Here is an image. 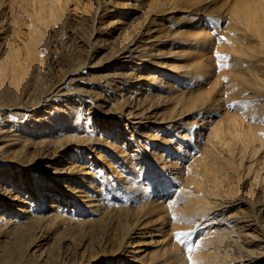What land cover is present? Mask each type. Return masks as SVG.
<instances>
[{
    "label": "rangeland",
    "instance_id": "374dc122",
    "mask_svg": "<svg viewBox=\"0 0 264 264\" xmlns=\"http://www.w3.org/2000/svg\"><path fill=\"white\" fill-rule=\"evenodd\" d=\"M134 5L130 0H0V139L17 143L7 147L0 142V185L21 200L26 194L23 186L30 182L26 178L32 176L45 197L62 206L66 211L62 214L70 218L39 234L32 249L28 245L34 237L26 238L22 249L31 250L28 254L34 264L42 263L52 249L61 254L59 264H84V246H92L99 254L106 252V257L96 258L99 263L90 260V264H125L128 251L134 252L131 243L140 239L129 238L133 235L118 227V222L101 230L102 226L92 223L98 215L75 211L64 200H56L55 195L69 196L62 195L50 180L74 179L75 183L83 175L99 179L101 173L111 180L103 178L106 185L100 192L107 197L104 208L109 206L110 212H127L134 205V199L124 194L126 201L120 203L119 193L128 192L125 180L150 187L153 193L147 198L158 199L171 216L181 211L190 214L182 228L174 221L167 226L170 238L173 233H188L181 237L183 244L166 253L168 259L175 254L169 264H264V0H170L158 18L161 27L154 36L164 40L169 34L170 43H180L182 36L200 31L196 23L201 20L205 28L201 32L208 33L214 44L207 51L208 71L186 72L182 78L187 67L199 63L198 57L191 58V47L178 44L159 49L167 54L163 61H169L173 70L184 66L180 76L156 66L160 70L155 74L164 75L165 91L162 99L155 96L143 117H152L151 124L165 127L140 126L147 135L160 129V139L169 138L180 147L176 153H160L173 167L169 174L163 168L166 171H160V179L152 177L148 163L140 157L138 141L145 146L144 138L111 107L121 97L133 106L139 103L140 96L132 92L142 83L138 80L143 68L132 61L121 65L118 51L130 43L126 35L118 37L120 32L106 29L108 23L120 20L115 28L133 27V39L144 41L150 25L143 17L144 7ZM116 37L120 40L113 41ZM181 52L186 54L176 55ZM169 54L174 58L169 59ZM120 72L128 76L127 85L108 86ZM172 89L178 93L174 95ZM139 119L136 124H142ZM84 156L88 158L82 164ZM65 161L74 164L73 174L67 173ZM57 166L59 171L54 173ZM127 166L140 168L141 174L129 180ZM159 166L157 170L165 165ZM111 199L118 203H109ZM8 201L7 212L0 214L11 217L9 209L19 204ZM110 228L116 230L115 236H108ZM118 244H125L126 249ZM139 249L141 257H150L156 250ZM197 249H204L206 255H198Z\"/></svg>",
    "mask_w": 264,
    "mask_h": 264
},
{
    "label": "bare ground",
    "instance_id": "6f19581e",
    "mask_svg": "<svg viewBox=\"0 0 264 264\" xmlns=\"http://www.w3.org/2000/svg\"><path fill=\"white\" fill-rule=\"evenodd\" d=\"M130 1L135 2L134 6H136V7L142 6L145 9V11H144L145 15L143 17H144L145 21H147L148 26L150 25V27L146 30V32H144V41H137V40L133 39V37L135 36V34H133V30H136L133 27H126V28L121 27L120 30H118V28H115L118 26V24H120L119 23V22H121L120 20H113L112 22L108 23L106 26V29L116 30L117 32H120L118 37H122L123 35H126L127 36V42L130 43V46L128 48H121V50L118 51L119 55H120V59H121V65L125 66V64L127 62L130 63V61H132V63H134V65L138 66V68H143L142 69L143 70L142 76L138 80L139 82H142V83L136 87L135 92H132V96L135 93H136L135 96H137V95L140 96L137 99L139 101V103L136 107V106L132 105V102H130L129 99L123 100V98L121 97V99H118L115 102V104L111 107H113V109L115 108V109L119 110L118 112L121 113V115H123L126 118L127 122L132 125V130L135 133H137V136H139L140 138H144L145 143H146L145 146L138 141V144L142 145V146H139V148H138V151H140L139 152L140 157H142L143 160L145 159V161L148 163L147 164L148 165L147 170L152 172V177L160 179V177H161L160 171H162V172L166 171L163 168L167 169L166 173H168V174L170 173V169L173 168L170 165V162L167 161L165 159V157L160 153L161 152L176 153L177 151H180V147H177V144L173 142L174 140L172 141L169 138L160 139L161 138L159 136V134L161 132L160 129L155 130V132L154 133L152 132V134H149V135L145 134L143 132L142 128L145 129V127H147L148 125H149L148 129L152 128L153 126H151V125H154V124H157L156 125L157 127L162 126V128H164L165 126H163V123L154 122L151 124L152 117H149V119H148V118H144L143 116H144L145 112L149 111V107L151 106L152 102H155V101H153L155 96H158L159 98L162 99V95L164 93L163 91H165L162 89V88H164L162 86V85H164V82H163L164 80L162 78V77H164V75L155 74L157 70H160L156 66H160L162 68V70H164V71H165V69H167V71H171V72L174 71V72H176L175 74H178L179 71H181L182 68H184V66H182L180 70H173L172 65H170L171 63H169V61H167L168 64L165 63L166 61H163L164 57H166L167 54H162L163 53L162 50H159V49H160V47L163 48L164 46H167V45H170L172 47V46H177L178 44L182 45L184 49L187 46L191 47V50L188 52H191L193 54V55H191V58L193 56L198 57L199 63L197 66H195L193 68L190 67V69H189L187 67V69L185 70V73L183 72V74L180 72L182 74L181 75V78H182V76L184 74H186V72L196 73V72H199L201 70H207L208 71V69L210 67V65H209L210 63L208 62L207 51L212 50L214 47V44H213V39H211V37H209L208 33H202L201 32V31L204 32L203 29H205L204 28V22L202 23L201 20H198L196 23L197 26L199 27L200 31L194 32L191 35L188 34V36H182L180 43H170L169 34H167V36H166V34L164 35V36H166V37H164L165 38L164 40H163V37L154 36L155 34L153 35V33L159 31V30H156V28L158 26H160L159 24H157L158 18L161 17L162 14L167 10L168 5L170 4V0H130ZM142 29H141V31H142ZM159 29H161V28H159ZM166 32H167V30H166ZM158 34H159V32H158ZM118 37H116L113 41H119L120 39H118ZM185 40H187V41H185ZM156 45H158L159 48L154 49V47ZM183 54H186V53L181 52L180 54H176V55H180V56L182 55L183 56ZM171 55L173 56V54L168 55L169 59H170ZM176 55H175V57H176ZM171 58H174V57H171ZM181 59H183V58H181ZM163 64H165V65H163ZM211 67H212V65H211ZM151 68H153V69H151ZM163 73L164 72H162V74ZM178 75L180 76V74H178ZM115 76L116 77L109 80L108 86L115 87V89H119L120 87L119 88H116V87H118L120 85H127L128 82H127L126 78L128 76H125V73L120 72V73L116 74ZM185 78H187V77H185ZM104 85H106V84H104ZM167 87H166V90L168 91L169 89H167ZM180 87H178V88H180ZM171 92H173L174 95L178 93V91L175 89H172ZM181 94H183V93L181 92ZM173 100L181 103L180 99L177 96H174ZM182 106H187V105H182ZM54 111H56V110H54ZM57 112H58V110H57ZM139 118H141V119H139ZM136 119H139L142 122V124H136ZM123 126H125V125L123 124ZM140 126H143V127L141 128ZM3 135H5V134H3ZM4 138L0 139V142H3V145L6 143L8 145L7 147H10L13 144H17V143H15V141L12 142V141H9L7 139L3 140ZM6 138H8V137H6ZM185 138H186V136L184 135L181 139L183 140ZM132 140L134 141V139H132ZM137 140H139V139H137ZM3 147L6 149L5 146H2V148ZM7 152H9V150L5 151L3 154H5ZM72 155H76V152H73ZM72 155H71V157H72ZM87 158H88L87 156L86 157L84 156L81 158L82 164L85 163L84 161L87 160ZM105 161L106 160H104V162ZM123 161L126 165L127 161L124 158H123ZM63 163L67 164V167H66L67 173H70V175H71V173L73 174L74 173V171H73V168H74L73 165L74 164L72 162H67V161H65ZM106 163H107V161H106ZM17 164L21 168L27 169L26 164H24L23 162L18 161ZM68 164H70V165H68ZM105 164H104V166L108 167ZM160 164H164L165 166L161 167L162 168L161 170H157L158 166ZM118 166H119V168L122 169V167H120V165H118ZM116 167L117 166L115 165V168ZM108 169H109V167H108ZM129 169H130V171L128 172L129 180H132L131 177L133 175L141 174L140 168H136V167L134 168L133 167V168H129ZM53 171H54V173L55 172L57 173L59 171V166L55 167ZM119 171H121V170L119 169ZM64 173L65 172L62 171L61 175H63ZM104 173L107 174V172H104ZM102 174H103V172H102ZM119 175H120V177L123 176L120 173H119ZM92 176H94V175H92ZM68 177H74V176H68ZM33 178L34 177H32V176L27 177L26 179H29V181H30L29 185H24V186L22 185L23 187H26V194L23 195V198H24V199L22 198L23 200L16 198V196H13V198H12V195H10V192L8 191L7 187L0 185V198H6V199L10 200L12 205H14V203L19 204L18 207L12 206V208L9 209L10 212L12 211L14 216L9 217L6 214H0V264H34L35 261L28 254L29 252H31V250L25 251L22 249L24 246V242H27L28 238L34 237V239L32 240V243L28 245V249L29 248L32 249V247L35 245V238L39 234L44 233L45 231L49 230L53 226H56L58 223L66 224L70 221L69 220L70 218L67 217L66 214H62V210H63L62 206L54 204L53 202L51 203V201H49V198L45 197V193L43 191L42 186L33 183L34 182ZM103 178L107 179V181L108 180L111 181L109 179V175H101V173L99 175V179L98 178L93 179V177H91V174L88 176L83 175L82 178H77V181L75 183H73L74 179L73 180L71 179L72 182H68L67 181L68 179H67V180H65L64 183L63 182H61V183L57 182V180H55L54 177H52L50 180L55 182V186H57L59 189H61L62 195L64 193H67V196H69V197L63 198L61 195H59V196L55 195L56 200L57 199L60 201L64 200L66 207L70 206L75 211L78 210V212H79V211H83V209H84V211L87 213V215L88 214L98 215L97 216L98 220L93 219L94 222H92V223H98V225L100 227L102 226L101 230L105 228V225L113 226L115 224V222H116V224L118 222V224H117L118 227L126 230V232L129 231L133 235V236H129V238H131V239L139 238L140 239V240H136L134 243H131L132 247H134V248H132V250H134V252L128 251L127 254L128 255L130 254L129 255L130 257H128L125 260V264H136V263L147 264V263H150L152 261H153V263L155 262V264H156V262H157V264L172 263V261L175 258V254L170 259H168V255L166 253L169 251V249L171 247L177 248L179 246V241L175 238L174 233L171 236V238H170L171 234L168 236L167 233H168L169 229L167 228V226L169 227V223H171V221H174L176 227H178V225L180 224V228H182L185 219L189 218L190 214L187 213L186 211L185 212L181 211L179 213H172V216H171L168 211H166L165 209L162 208V205L160 202H158V199L154 198V199L149 200L147 198V197L151 196V193H153V191L151 190L150 187L146 188V187L142 186L140 181L139 182L138 181L129 182V181H125V180L123 181L124 182L123 184H124V186L125 185L128 186V188H126V189H128V192L126 193L125 191H123L122 194L119 193L118 197H120V199H121L120 203H122V201H123L122 199H124L126 201V199L123 198L124 195H126L129 200H130V198L134 199V205L128 206L126 209L127 212H122L121 209H118L117 212H110L112 208L109 209L110 211H108V209L106 210V208L109 206H106V208H104V206L106 205L107 197L103 196V193H100L102 190V186H104V184H105V182H104L105 180H103ZM17 179L19 181H23V182H25V180H26L23 176H20V175L17 176ZM136 179H138V178H136ZM120 180H121V178H120ZM138 180H140V179H138ZM44 181H46V180H44ZM100 184H101V186H99ZM18 185H19V187H21L20 183H18ZM97 193H98V195H97ZM99 196H101L100 199H99ZM101 199H102V202H101ZM103 199L105 201H103ZM8 200H5V203L0 200V208H1L0 211L7 212L6 209H8L7 208L8 202H9ZM108 202L109 203L111 202V204H113V203L117 204L118 203V202L116 203L114 199H111ZM63 211H65V210H63ZM195 215H199V214L196 213ZM119 216L122 217L123 219H120ZM18 217H20V218L18 219ZM70 217H72V216H70ZM107 219H113V221L107 223ZM93 220H91V221H93ZM133 222H134V225L132 226ZM83 223H84V221L81 222L80 224H83ZM155 225H158L157 229H159L157 234H155V232H156V230L154 229ZM152 230H154V231H152ZM114 231H116L114 228H110L109 232H108V236H110V237L115 236L116 232H114ZM171 231H173V229H171ZM33 232H34V234H32ZM111 232H113V233H111ZM218 237H220V234L218 235ZM3 238H6V239L2 241ZM8 240H11L12 242L10 243ZM118 245H119L118 247H121L122 250L126 249L125 244H118ZM84 247H85V249H84L83 253L81 254V262L83 261L84 257L86 260V262L84 264H90V260L91 261L95 260V262H97L98 259H96V258L101 259V258H103V255L105 256L106 252L105 253L103 252V254L102 253L99 254L98 252H96V251L93 252L91 250V249H93L92 246H84ZM140 247H149L151 249L156 248V250L153 251L152 256H150V257L142 256L143 257L142 258L140 256V254H138L140 252H143L142 249H139ZM121 248H119V249H121ZM114 253H115V251H114ZM196 253L200 256H203V257L206 255V251H204V249L203 250L197 249ZM125 255L126 254L124 252V256ZM46 256H47L46 259L44 261H42V263H40V264H59L60 256H61L60 252L57 253L54 249H52V250L48 251ZM68 256L69 255H67V257ZM109 258H111V257H109ZM145 258L147 260H145ZM36 259H38V258H36ZM160 260H162V261H160ZM253 260H254V258H252V262H253ZM39 261H40V258H39ZM77 261H79V260H77ZM36 263H37V261H36ZM98 263H99V261H98ZM105 263H107V262H105ZM242 264H244V263H242Z\"/></svg>",
    "mask_w": 264,
    "mask_h": 264
},
{
    "label": "snow or ice",
    "instance_id": "6c2138e0",
    "mask_svg": "<svg viewBox=\"0 0 264 264\" xmlns=\"http://www.w3.org/2000/svg\"><path fill=\"white\" fill-rule=\"evenodd\" d=\"M217 56H219V54H217ZM225 67H227V65H225ZM186 235H188V233H177L176 234V236H175V238L181 243V244H183L184 243V241L181 239V237H183V236H186Z\"/></svg>",
    "mask_w": 264,
    "mask_h": 264
}]
</instances>
